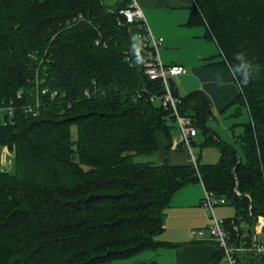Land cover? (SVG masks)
Listing matches in <instances>:
<instances>
[{
  "label": "trees",
  "instance_id": "trees-1",
  "mask_svg": "<svg viewBox=\"0 0 264 264\" xmlns=\"http://www.w3.org/2000/svg\"><path fill=\"white\" fill-rule=\"evenodd\" d=\"M117 2L0 0V107L14 110L0 116V148L16 153L15 171L0 170V264H115L172 247L160 240L166 210L195 183L234 207L225 220L232 243L246 234L252 245L264 232V0H194L191 23L207 26L224 63L231 68L244 52L259 66L246 86L236 78L235 104L250 120L235 145L208 126L206 94L180 97L172 83L180 114L203 139L193 149L220 153L204 165L195 153L198 170L140 161L159 152V133L172 151L175 118L151 101L164 93L145 74L154 49L132 45L141 26L121 15L132 2ZM241 263L264 257L247 254ZM208 264H225L224 252Z\"/></svg>",
  "mask_w": 264,
  "mask_h": 264
},
{
  "label": "crops",
  "instance_id": "crops-1",
  "mask_svg": "<svg viewBox=\"0 0 264 264\" xmlns=\"http://www.w3.org/2000/svg\"><path fill=\"white\" fill-rule=\"evenodd\" d=\"M130 1L143 10L153 36L163 39L159 47L163 64L177 65L185 69L183 75L172 81L177 94L180 97L199 91L206 94L211 102L208 126L221 141L237 144L238 138L244 131V125L250 120L249 111L235 104L241 89L230 72V67L224 63L219 46L210 37L207 26L191 23L194 0ZM139 30L140 28H135L132 32L140 34ZM177 131L179 135L177 132L173 138L170 152L167 150L168 137L164 133H159L160 164L168 163L172 166L190 164V156L182 150L181 138L178 137L179 128ZM172 136H174L173 129ZM176 249V264H208L219 251L214 240L195 241L184 247L178 246Z\"/></svg>",
  "mask_w": 264,
  "mask_h": 264
},
{
  "label": "rangeland",
  "instance_id": "rangeland-1",
  "mask_svg": "<svg viewBox=\"0 0 264 264\" xmlns=\"http://www.w3.org/2000/svg\"><path fill=\"white\" fill-rule=\"evenodd\" d=\"M105 3L114 7L115 0H104ZM131 42L134 47H143L149 43V39L139 33H132ZM36 91L41 92V89ZM88 94V93H87ZM89 97H91V94ZM37 105V104H36ZM38 106V105H37ZM36 107L33 106L34 111ZM4 121L0 117V124ZM174 130V136L177 134V123L172 124ZM73 132L77 133L76 127H73ZM179 135V132H178ZM177 135V136H178ZM180 137V136H178ZM197 143H200L203 139L196 137L194 139ZM237 146V145H236ZM242 153V150L238 148ZM197 156L202 155L201 164H217L219 162L220 153L215 147H195L193 149ZM159 154L157 152L154 155L144 156L140 158L142 162L159 163ZM16 153L9 148H0V170L2 172H14L16 168ZM205 189L199 183L191 184L178 191L171 202L170 207L166 210L165 217V231L160 235L162 241H167L172 247H162L157 251H147L136 257L131 258L125 262H117L115 264L122 263H140L156 261L159 264H176L177 263V249L176 247H184L188 244L195 242L192 238L193 231H203L202 241H213L214 236L212 232V226L214 219L204 205L203 200L205 197ZM215 214L219 221H225L226 219L235 218V209L232 205L227 204L224 206H218L215 208ZM253 242L264 244V232L261 231L258 235L253 237Z\"/></svg>",
  "mask_w": 264,
  "mask_h": 264
},
{
  "label": "built area",
  "instance_id": "built-area-1",
  "mask_svg": "<svg viewBox=\"0 0 264 264\" xmlns=\"http://www.w3.org/2000/svg\"><path fill=\"white\" fill-rule=\"evenodd\" d=\"M121 15L128 24H140V35H144L149 39V43L146 46H150L154 49V56L146 57L144 59L145 74L151 82H162L164 93L161 96H151V101L155 104L159 103L165 110H172V116L175 118L174 123H177L180 130L181 145L189 154L191 164L198 170V158L193 151V141L198 136L197 128L190 117L180 114L179 105L181 104V100L175 96L172 88V81L183 75L185 69L177 65L166 66L163 64L159 55V47L163 43V39H157L153 36L150 27L147 24L143 10L139 5L132 3L127 9H124L121 12ZM42 93L46 94L47 91L44 90ZM38 96L39 95H37V97ZM33 110V107H29V112H32ZM13 111L14 110L11 107H0V116L4 113V115H8L12 118L14 117ZM205 192L206 194L203 203L214 219V224L212 226L214 241L217 243L219 249L225 254V264H242L241 259L247 254L264 257V244H259L257 242L252 243V245H247L246 240L248 239V236L246 234L242 237V239L245 240L242 244L237 245V243H232L231 237L228 235L225 226V221H219L215 214L216 207L228 204L227 199L220 198L214 193L206 190ZM258 228L260 230L264 229V218H260ZM203 235V231L192 232V238L194 241H202Z\"/></svg>",
  "mask_w": 264,
  "mask_h": 264
},
{
  "label": "clouds",
  "instance_id": "clouds-1",
  "mask_svg": "<svg viewBox=\"0 0 264 264\" xmlns=\"http://www.w3.org/2000/svg\"><path fill=\"white\" fill-rule=\"evenodd\" d=\"M233 59L236 63L232 65L230 72L234 78L239 79L240 85L246 86L259 73V66H254L244 52L235 53Z\"/></svg>",
  "mask_w": 264,
  "mask_h": 264
}]
</instances>
